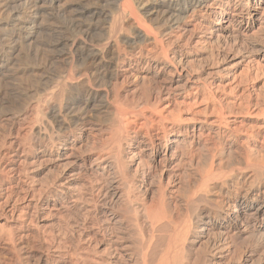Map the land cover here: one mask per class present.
<instances>
[{"label": "bare ground", "instance_id": "obj_1", "mask_svg": "<svg viewBox=\"0 0 264 264\" xmlns=\"http://www.w3.org/2000/svg\"><path fill=\"white\" fill-rule=\"evenodd\" d=\"M0 264H264V0H0Z\"/></svg>", "mask_w": 264, "mask_h": 264}]
</instances>
